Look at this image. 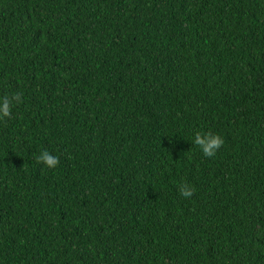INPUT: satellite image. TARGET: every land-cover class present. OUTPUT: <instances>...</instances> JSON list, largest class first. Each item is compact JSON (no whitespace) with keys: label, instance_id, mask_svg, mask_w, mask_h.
<instances>
[{"label":"trees","instance_id":"obj_1","mask_svg":"<svg viewBox=\"0 0 264 264\" xmlns=\"http://www.w3.org/2000/svg\"><path fill=\"white\" fill-rule=\"evenodd\" d=\"M14 93L0 264H264V0H0Z\"/></svg>","mask_w":264,"mask_h":264},{"label":"clouds","instance_id":"obj_2","mask_svg":"<svg viewBox=\"0 0 264 264\" xmlns=\"http://www.w3.org/2000/svg\"><path fill=\"white\" fill-rule=\"evenodd\" d=\"M21 102V94L14 93L0 98V120L11 117L12 108ZM194 144L199 146L205 157H214L217 151L223 146L224 139L216 134L197 132L194 138ZM37 163H42L48 168H56L59 165V158L52 155L47 150L42 151L35 157ZM195 189L187 183L180 185V193L185 198H190Z\"/></svg>","mask_w":264,"mask_h":264}]
</instances>
